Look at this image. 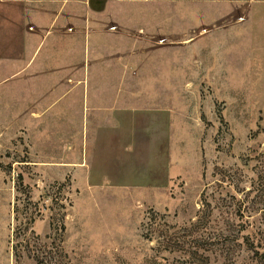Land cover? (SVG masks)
<instances>
[{
  "label": "rangeland",
  "instance_id": "1",
  "mask_svg": "<svg viewBox=\"0 0 264 264\" xmlns=\"http://www.w3.org/2000/svg\"><path fill=\"white\" fill-rule=\"evenodd\" d=\"M86 1L91 19L132 34L119 40L132 46V67H105L106 102L122 92V104L192 120L200 161L174 180L164 210L82 193L76 201L79 182L71 190L63 168L38 164L63 155L34 156L33 144L42 130L52 149L71 135L77 145L81 120L72 133L61 120L39 130L17 118V79L1 82L0 264H254L242 236L264 250V215L247 193L264 161V0Z\"/></svg>",
  "mask_w": 264,
  "mask_h": 264
},
{
  "label": "crops",
  "instance_id": "2",
  "mask_svg": "<svg viewBox=\"0 0 264 264\" xmlns=\"http://www.w3.org/2000/svg\"><path fill=\"white\" fill-rule=\"evenodd\" d=\"M88 12L86 0H0V67L10 69L0 83L17 79V118L38 123L39 130L61 120L72 133L73 121L81 120L77 145L71 135L62 149H52L54 139L42 130L33 144L34 156L63 155L38 164L63 168L71 190L79 182L72 198L129 199L136 212L142 206L164 210L174 180L200 161L194 132L200 126L170 108L122 104L126 93L106 102L105 67H132V46L119 41L132 34L109 31ZM66 98L58 114L48 115Z\"/></svg>",
  "mask_w": 264,
  "mask_h": 264
},
{
  "label": "trees",
  "instance_id": "3",
  "mask_svg": "<svg viewBox=\"0 0 264 264\" xmlns=\"http://www.w3.org/2000/svg\"><path fill=\"white\" fill-rule=\"evenodd\" d=\"M257 158L258 160L256 159V161L258 163L254 165L255 179L252 181L247 193H253L254 197L258 199L256 204L260 205L257 208L252 207L251 211L257 210L264 215V161L260 157ZM249 240L250 238L248 236H242V242H244L246 249L252 253L251 259L255 261L254 264H264V250L259 253L258 249Z\"/></svg>",
  "mask_w": 264,
  "mask_h": 264
}]
</instances>
